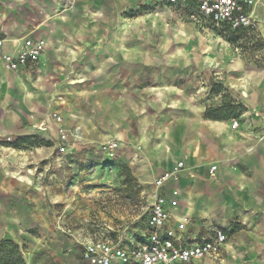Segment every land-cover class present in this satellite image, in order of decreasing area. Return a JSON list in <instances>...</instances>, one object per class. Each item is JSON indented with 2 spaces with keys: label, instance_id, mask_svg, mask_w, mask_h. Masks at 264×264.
I'll use <instances>...</instances> for the list:
<instances>
[{
  "label": "crops",
  "instance_id": "0c3cea01",
  "mask_svg": "<svg viewBox=\"0 0 264 264\" xmlns=\"http://www.w3.org/2000/svg\"><path fill=\"white\" fill-rule=\"evenodd\" d=\"M130 9L142 13L132 21L118 19ZM191 10L169 0H0V37L7 51L19 50L27 39L47 44L35 65L17 71L0 65V135L30 133L42 124L47 132H56L57 125L42 106L65 96L64 127L83 130L78 149L129 136V169L143 185L152 186L176 163H185L180 179L163 190L168 199L172 191L179 192L166 229L173 230L184 247L212 239L217 230L228 237L217 259L189 264H264V0H254L249 8L257 28L248 33L194 21ZM129 28L156 29L163 37L159 49L173 52L148 56L144 45H129ZM229 34L245 38L249 47H262L252 55L233 57L223 38ZM217 44L224 48L222 55L215 53ZM153 64L176 66L175 74L185 71L190 78L197 75L198 65L206 73L217 68L246 110L238 118L211 120L205 112L215 106L200 104L195 90L166 84L138 87L135 82L148 76L144 66ZM118 80L129 81V92L103 86ZM72 94L78 104L84 101L81 108L72 107ZM123 106L125 119L129 108L125 126L120 124L123 115H117ZM38 151L29 155L37 157ZM5 166L6 158L0 156V176L7 175ZM0 183L3 187L5 181ZM14 183L6 193L19 190L21 184ZM184 218L188 223L181 231ZM9 222V216L0 215V239ZM146 229L147 222L142 230L129 233V240L142 242ZM79 239V264H85L83 244L107 237ZM47 253L55 262L60 260L52 249Z\"/></svg>",
  "mask_w": 264,
  "mask_h": 264
},
{
  "label": "rangeland",
  "instance_id": "374dc122",
  "mask_svg": "<svg viewBox=\"0 0 264 264\" xmlns=\"http://www.w3.org/2000/svg\"><path fill=\"white\" fill-rule=\"evenodd\" d=\"M141 13V10L130 9L123 11L118 19L132 21ZM132 29L137 31L133 32ZM129 30H132L129 31V45H144L148 56L159 53L162 57L173 52V48L165 51L159 49L163 37L156 29ZM223 38L229 43L233 57L252 55L262 47L260 44L256 49L249 47L247 40L236 34ZM38 41L44 42V53L47 44L43 40ZM215 50L220 55L224 52L220 44L216 45ZM199 55H203L202 52ZM122 67L119 65L118 69ZM144 67L148 76L143 77V81L135 82L140 88L155 89L163 84L182 86L187 91L195 90L200 104L214 105L211 108L220 107L224 111L228 107L246 110L243 102L223 83L222 73L217 68L214 72L206 73L204 66L198 65L197 75L190 78L185 71H182V75L179 72L175 74L176 66L173 65ZM194 82L197 83L196 88ZM106 85L121 93L128 88L129 92V81L104 82L103 86ZM69 97H72L69 100L76 101L74 94ZM54 102L42 107L47 109V116L57 125L56 132L49 130L47 134V126L42 124L30 133L0 135V156L6 158L7 170L5 177L0 176V181H5V185L0 186V215L10 217V222L5 226L6 234L0 240H11L18 244L23 249L26 264H79L82 244L79 237L83 235L105 236L113 241L123 239L128 242L129 233L146 226L154 200V182L152 186L143 185L129 169V136L124 139L111 138L86 149H78L83 130L78 126L65 128L61 115V109L67 107V98L58 96ZM83 102H75L72 107L79 109ZM125 114L123 106L122 112L119 110L117 114L119 117L123 115L122 126L129 125V108L128 119H125ZM110 146L114 147L110 149ZM16 151L21 153L14 156ZM37 151V157L29 155V152ZM16 172L22 177H15ZM10 182L21 184L19 190L6 193ZM48 249L59 255L58 262L47 253ZM211 258L217 259L218 256Z\"/></svg>",
  "mask_w": 264,
  "mask_h": 264
},
{
  "label": "built area",
  "instance_id": "2783aa9c",
  "mask_svg": "<svg viewBox=\"0 0 264 264\" xmlns=\"http://www.w3.org/2000/svg\"><path fill=\"white\" fill-rule=\"evenodd\" d=\"M171 5L189 7L190 18L197 22H208L214 27L232 32H252L257 28L249 8L254 0H169ZM6 42L0 37V65L7 71H17L22 67L35 65L39 62L45 44L42 41L27 39L19 50H6ZM234 122V126L237 127ZM114 146H110L112 149ZM183 161L164 172L154 181L155 194L147 217V229L143 234V241L131 238L128 242L123 239L91 240L83 244L82 259L85 264H189L196 260L219 255L222 247L227 243V234L217 230L214 237L191 246H181L177 243L173 230L166 229L170 219V208L178 205L177 190L172 191L168 199L163 190L170 182L178 181L185 171ZM216 167L210 173L214 175ZM188 219L184 218L178 226L184 230Z\"/></svg>",
  "mask_w": 264,
  "mask_h": 264
},
{
  "label": "trees",
  "instance_id": "16d2710c",
  "mask_svg": "<svg viewBox=\"0 0 264 264\" xmlns=\"http://www.w3.org/2000/svg\"><path fill=\"white\" fill-rule=\"evenodd\" d=\"M239 110L238 114L237 111ZM244 110L239 107L208 108L205 112L207 119L221 120L238 118ZM0 264H26L23 256V249L11 240H0Z\"/></svg>",
  "mask_w": 264,
  "mask_h": 264
}]
</instances>
